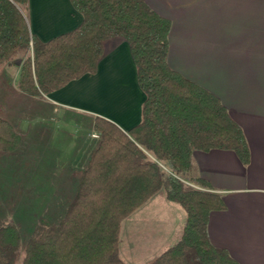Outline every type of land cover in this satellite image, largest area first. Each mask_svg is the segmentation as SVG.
<instances>
[{"label": "trees", "instance_id": "1", "mask_svg": "<svg viewBox=\"0 0 264 264\" xmlns=\"http://www.w3.org/2000/svg\"><path fill=\"white\" fill-rule=\"evenodd\" d=\"M81 15L73 29L42 41L29 29L28 0H0V69L21 61L15 87L41 99L94 74L111 39L125 41L144 94L139 122L126 132L95 116L99 134L63 213L40 219L20 250L16 225L0 217V264H125L119 256L122 221L162 190L185 220L179 239L147 264H238L212 244L209 215L224 207L193 168L194 151H234L244 164L242 128L219 98L173 70L167 61L170 20L144 0H69ZM22 142L0 116V153Z\"/></svg>", "mask_w": 264, "mask_h": 264}, {"label": "crops", "instance_id": "2", "mask_svg": "<svg viewBox=\"0 0 264 264\" xmlns=\"http://www.w3.org/2000/svg\"><path fill=\"white\" fill-rule=\"evenodd\" d=\"M144 1L170 20L169 66L216 95L248 143L246 164L231 150L192 154L195 173L224 203L209 215V239L238 264H264V0ZM27 19L31 33L46 41L73 29L82 18L69 0H28ZM143 100L129 46L120 39L108 41L96 73L40 99L53 113L99 116L125 132L139 122ZM150 199L139 206L140 245L155 252L148 262L173 245L185 220L184 209L183 215L166 204L168 211L162 214ZM177 214L169 227L168 220ZM154 219L166 229L161 231L157 221L153 225Z\"/></svg>", "mask_w": 264, "mask_h": 264}, {"label": "rangeland", "instance_id": "3", "mask_svg": "<svg viewBox=\"0 0 264 264\" xmlns=\"http://www.w3.org/2000/svg\"><path fill=\"white\" fill-rule=\"evenodd\" d=\"M20 67L21 61L15 58L0 69V116L10 121L22 138L15 151L0 153V217L16 225L23 250L40 219L52 221L63 213L76 185L77 172L86 165L99 134L91 115L65 110L53 113L40 99L19 92L15 83ZM150 198V206L162 214L168 211L164 206L170 204L184 215L182 206L168 201L162 190ZM140 213L137 207L121 223L119 256L125 264H146L155 253L153 248L140 245ZM177 220L178 214L168 220V226ZM162 224L161 231L166 229ZM180 234L181 228L171 243Z\"/></svg>", "mask_w": 264, "mask_h": 264}]
</instances>
